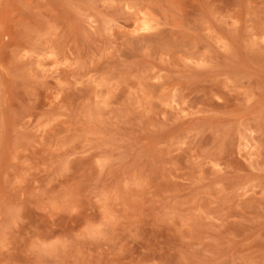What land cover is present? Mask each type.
I'll use <instances>...</instances> for the list:
<instances>
[{"label":"rangeland","instance_id":"rangeland-1","mask_svg":"<svg viewBox=\"0 0 264 264\" xmlns=\"http://www.w3.org/2000/svg\"><path fill=\"white\" fill-rule=\"evenodd\" d=\"M0 264H264V0H0Z\"/></svg>","mask_w":264,"mask_h":264}]
</instances>
